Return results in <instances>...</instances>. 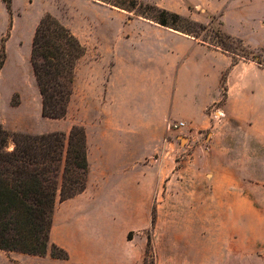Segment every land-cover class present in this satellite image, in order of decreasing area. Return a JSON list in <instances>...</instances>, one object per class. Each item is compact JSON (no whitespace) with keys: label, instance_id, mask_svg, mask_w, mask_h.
<instances>
[{"label":"rangeland","instance_id":"374dc122","mask_svg":"<svg viewBox=\"0 0 264 264\" xmlns=\"http://www.w3.org/2000/svg\"><path fill=\"white\" fill-rule=\"evenodd\" d=\"M44 1L16 0V32L27 36L21 46L15 36L9 57L12 14H0V46L6 54L0 68V123L31 133L84 126L86 188L58 200L53 212V221L60 222L70 215L90 217L77 224L84 228L72 237L76 264H264V144L245 124L224 117L168 131L157 110H121L112 101L122 96L105 93L109 64L93 61L96 54L90 50L76 64L66 114L43 116L26 28ZM110 1L148 20L156 13L128 0ZM199 13L201 19L188 17L209 23L208 15ZM217 27V20L208 30L194 27L197 39L216 43L212 29ZM226 44L236 57L253 59L248 51L236 50L238 44ZM255 55L264 65V51ZM49 254L0 250V264H53ZM85 256L87 263L81 260Z\"/></svg>","mask_w":264,"mask_h":264},{"label":"crops","instance_id":"0c3cea01","mask_svg":"<svg viewBox=\"0 0 264 264\" xmlns=\"http://www.w3.org/2000/svg\"><path fill=\"white\" fill-rule=\"evenodd\" d=\"M28 1L32 2L25 0ZM143 1L184 16L192 13L198 19L203 17L201 11L218 15L223 31L240 38L255 52L264 51V0ZM44 2L26 28L28 54L39 18L50 13L72 31L85 52H95L93 61L109 64V73L104 78L105 93L122 96L121 100L112 101L121 105V110L139 111L144 107L159 111L160 121L176 119L199 125L211 123L205 108L214 104L224 114L222 117L245 124L250 136L264 144V65L251 59L234 61L231 53L219 47L99 0ZM9 5L13 23L6 41L8 57L12 55L8 46L15 36L19 46L20 39L27 36L16 32V0H10ZM1 13L9 14L3 0H0ZM218 120L221 118L214 119ZM89 218L70 215L63 222L52 219L50 236L68 252V258L49 256L51 263H77L72 239L84 228L77 224L88 222ZM81 260L89 261L87 256Z\"/></svg>","mask_w":264,"mask_h":264},{"label":"trees","instance_id":"16d2710c","mask_svg":"<svg viewBox=\"0 0 264 264\" xmlns=\"http://www.w3.org/2000/svg\"><path fill=\"white\" fill-rule=\"evenodd\" d=\"M3 1L11 14L10 0ZM99 1L132 11L110 0ZM128 1L133 7L153 9L156 12L150 18L153 22L196 39V28L208 30L217 20L218 27L212 31L218 40L208 44L231 53L234 61L250 59L236 57L226 44L236 43L239 45L236 50L248 51L251 60L256 61L255 51L223 31L218 15H208L209 23H203L155 4ZM84 53V45L57 18L50 13L39 18L32 35L29 62L41 96L43 116L61 118L66 114L75 67ZM5 58L1 45L0 68ZM88 172L83 125L75 123L68 132L31 133L11 131L0 123V250L38 256L50 250L52 257L67 259L68 252L50 242L54 207L58 200L64 201L84 191Z\"/></svg>","mask_w":264,"mask_h":264},{"label":"built area","instance_id":"2783aa9c","mask_svg":"<svg viewBox=\"0 0 264 264\" xmlns=\"http://www.w3.org/2000/svg\"><path fill=\"white\" fill-rule=\"evenodd\" d=\"M205 114L210 120L220 119L224 115L219 111V107L214 104L206 106ZM187 126H188L187 122L184 120L172 119V120H167L166 122V129L168 131H174L181 128H186Z\"/></svg>","mask_w":264,"mask_h":264}]
</instances>
